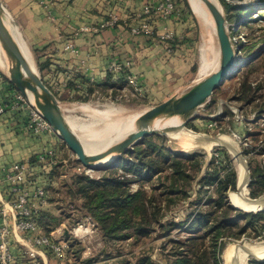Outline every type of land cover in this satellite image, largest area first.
Returning a JSON list of instances; mask_svg holds the SVG:
<instances>
[{"label": "rangeland", "instance_id": "rangeland-1", "mask_svg": "<svg viewBox=\"0 0 264 264\" xmlns=\"http://www.w3.org/2000/svg\"><path fill=\"white\" fill-rule=\"evenodd\" d=\"M177 1L181 3V8L184 9V17H187L188 21L193 27L192 30L194 32V44L190 49L192 56L190 65L192 66L190 67L191 69L188 75L189 83L186 84L187 86L182 91H175L171 93L169 96L172 97L179 96L187 91L200 78L198 77V70L202 61V45L204 43L202 27L194 17L188 0ZM225 1L231 7V9H233L231 13L228 11L226 12V9L220 3L225 19H227L228 16H231L232 18L237 15H239L237 18H240V21L238 22L227 21L228 34L231 38L232 46L236 49V62L238 65L243 62L246 63L240 67L238 73L241 74L239 78L232 80L228 79L223 82V84L213 93L210 100L197 110L196 116L193 117V119L187 124L186 129L194 133L203 134L210 137H215L218 134L227 135L234 141V145L240 153V158L245 163V167L250 179L247 187V197L249 200H255L264 195V189H261V187L258 184H255L253 180L254 172L259 167H264V5L260 4L262 0ZM219 2L221 1L219 0ZM236 8H239L240 11L237 12L235 10ZM247 19H251L249 21L250 26L248 27L246 26ZM11 20L14 24L16 32H18L15 22L12 18ZM18 40L23 47L25 46L24 48L29 53L30 57H32L31 60L33 59L32 62L34 70L39 76L42 77L43 74H41L37 67L33 49L26 47L20 38ZM208 41H210L213 45V58H216L217 56L219 58V45L216 34L214 33L213 35H210ZM246 47L250 48L249 50L251 54H249L247 49H243ZM255 53H258L260 56L258 60L247 62V59ZM4 64L5 67L2 68L3 71L7 73L6 63ZM246 76L248 77V83L251 86L252 94L250 93L249 96L245 97L242 94V88L239 82H241L243 77ZM131 91L129 89H124V91L121 92L122 95H118L115 99H111L110 97H105L99 94L96 95L98 96L97 98L91 99L88 102H69L63 100L61 102L59 101V105H67L70 108H75V110L71 111L70 113L62 112L65 117L70 116V118L76 119L80 125L84 124L86 125L85 127L98 129L102 123H97V118H91L93 116L88 115L87 112L78 108L79 106L82 104H89L92 108L97 110L105 109L107 106H113L120 107L128 113L133 112L141 114L145 110L160 104L163 100L169 97L166 96L159 99H152L145 94L144 89L143 93L140 95H134ZM129 93L131 94L128 96ZM109 119L115 121L118 118L111 117ZM90 122L92 126L89 124ZM75 133L78 137H80V135L86 134V131L81 132L80 129L75 130ZM41 135L34 136L38 137ZM51 137L55 138L58 143H60L59 145H61V147L59 149V153L57 150L42 152L33 158V162L26 161L17 163H27L29 166V171L25 174V180L21 182L20 187L29 195H33L36 189H44L47 194V200L40 209L45 213H50L51 216L61 219L62 221V223H60V225H58V227L52 231L54 232L57 230L58 232L56 231L52 235L55 236L56 239L62 236L64 241H66L68 244L69 252L67 255V260L63 261V263L88 264L87 260H91L94 261L93 264H122L123 261L136 264V259L138 257L148 256L152 261H154L155 264H165L163 257H165L166 254L164 250L166 238L164 239L163 236L152 234L150 238L144 241L140 240L136 243L130 239L119 242L112 241L106 244L103 241L101 234L98 232L96 223L90 218L78 220V215L80 216V214L73 210L66 202L70 199V195L67 193L66 184L70 181L69 179L72 175L80 174L88 176L91 179L97 178L103 174L102 172H105V169L111 167V165H117V163H120L122 157L125 154L121 155L117 162L111 165L104 166L103 168L99 169H86L79 164V162L76 160V157L56 135ZM148 138H150L149 141L155 146V148L159 149L162 147L160 149L164 152L169 151L170 155L198 156L199 159L204 161L202 173L211 160L214 161V165L216 166L217 171L219 172L218 174L221 177L225 175L226 169L228 171V168L231 167L236 174L237 180L236 163L232 157L231 150L225 146H214L209 152L200 148L186 151L185 149H181L179 144L169 136H151ZM124 173L125 171L122 168L119 169V174L122 175ZM5 174L6 172H3V177ZM125 177L132 178L133 176L131 173L128 174L127 172ZM156 183V179L152 180L151 182L133 181L129 185L130 192H136L140 186H142V189L149 192L150 187ZM5 186L8 197L10 196L9 186L6 183ZM192 187L196 188V184L194 183ZM204 189H208V187H205ZM209 191L211 192L210 196L214 200L216 197L213 192V188L210 187ZM233 191H228L226 193V197L230 205V196L232 195ZM253 194L255 196H252ZM205 196H202V200L199 203V206L201 205L200 207H205L203 205ZM191 198L194 199V193L192 194ZM49 199H51L54 203H48ZM34 200L35 199L33 197V201ZM7 201H9V199H7ZM33 201L31 202L33 203ZM75 204L79 206L81 202L75 201ZM189 211L188 204L186 202H181L180 204L171 208L167 219H173V221L176 222L180 221L189 213ZM78 225L88 228L90 233L86 234L82 238L73 235L70 231ZM262 225V227H264V221ZM66 231H68V234H65ZM176 234L182 236L186 235V233L181 232V229L179 228L173 229L171 236ZM69 242L73 243V250L72 247H70ZM258 242H264V228L261 231L259 230L255 235L254 233H251L250 235L242 236L239 239L224 238V248L218 256L217 264H223L222 254L227 245L243 243L253 244ZM20 250L21 252L16 254L18 263L44 264L42 259L37 255L35 258H29L32 256L27 254L25 255L22 253V249ZM77 250H80V252L78 251V254L75 252ZM77 256L78 259H76ZM46 257L48 259V264H61V259H58L53 255H47ZM43 259L46 260L45 258ZM69 261L70 263H68ZM247 264H264V260L261 262L257 259L251 258Z\"/></svg>", "mask_w": 264, "mask_h": 264}, {"label": "crops", "instance_id": "crops-1", "mask_svg": "<svg viewBox=\"0 0 264 264\" xmlns=\"http://www.w3.org/2000/svg\"><path fill=\"white\" fill-rule=\"evenodd\" d=\"M1 1L17 26L20 40L33 49L37 67L43 68L40 77L58 102L56 93L69 98L75 95L74 88L103 87L112 65L124 68L152 99L182 91L189 83L193 27L177 12L168 18L144 12L146 6L160 0ZM175 2L181 8V3ZM143 24L149 31L135 33ZM67 44L73 50L66 49ZM112 74L111 81L120 79L119 72ZM129 88L125 85L121 92ZM16 92L0 66V212L7 203L5 169L31 161L42 152L59 153L61 147L49 135L37 137L29 132L27 110L7 107ZM19 246L14 245L15 254L21 252ZM45 259L44 264H48Z\"/></svg>", "mask_w": 264, "mask_h": 264}, {"label": "trees", "instance_id": "trees-1", "mask_svg": "<svg viewBox=\"0 0 264 264\" xmlns=\"http://www.w3.org/2000/svg\"><path fill=\"white\" fill-rule=\"evenodd\" d=\"M220 1L226 12L231 13L233 9L226 1ZM260 4L264 5V1L262 0ZM235 10L240 11L239 8ZM179 11L180 16L184 14V9L179 8ZM238 16L232 18L228 16L226 21L238 22L240 21ZM250 20H246L247 27L250 26ZM243 49H247L251 54L250 48ZM259 57L253 61H257ZM38 69L41 71L43 68ZM240 74L237 73L229 79H238ZM119 76L118 81H111L113 74L109 72L103 87L91 84L85 91L74 88L75 95L72 97L63 98L57 93L56 96L60 101L69 102H88L97 98L96 95L99 94L115 99L122 95L121 89L125 85L127 87V77L130 75L124 68H120ZM239 84L245 97L252 94L247 76L243 77ZM68 86L73 88L72 85ZM107 88H110L111 92L108 93ZM149 140L150 138H147L127 151L120 163L105 169L101 176L91 179L75 174L66 184L67 193L70 195L69 201L66 202L80 214L78 220L90 218L96 223L98 232L106 244L130 239L136 243L150 238L152 234H158L166 238L164 246L166 254L163 257L165 264H217L218 256L224 248V238L239 239L251 233L255 235L264 228L262 227L264 212L245 213L230 206L226 193L235 190L237 182L236 174L231 167L228 171L226 169L225 175L221 177L214 161L211 160L202 173L204 161L198 156L170 155L169 151H162L160 149L162 147L155 148ZM121 168L125 171L122 175L119 174ZM127 172L133 177H125ZM154 179L157 183L150 187L149 192L142 189V186L136 192H130L129 185L133 181L151 182ZM253 180L264 189V167H259L254 172ZM194 183L196 188L192 187ZM205 187L208 189H204ZM210 187L213 188L216 197L214 200L210 196ZM193 193L194 199L191 198ZM202 196H205L203 204L205 207L199 206ZM9 198L10 196L7 197ZM75 201H80L81 204L77 206ZM49 202L54 203L51 199ZM181 202L188 204L189 213L180 221L168 220L171 208ZM37 222L45 234L51 233L62 223L61 219L42 210ZM176 228L181 229L186 235L171 236L173 229ZM69 244L73 250V243ZM78 251L80 252V250L75 252L78 254ZM93 262L87 260L88 264ZM122 264L132 263L123 261ZM136 264L155 263L150 257L143 256L136 259Z\"/></svg>", "mask_w": 264, "mask_h": 264}, {"label": "water", "instance_id": "water-1", "mask_svg": "<svg viewBox=\"0 0 264 264\" xmlns=\"http://www.w3.org/2000/svg\"><path fill=\"white\" fill-rule=\"evenodd\" d=\"M200 1L214 23V32L218 40L220 55L217 68L206 76L200 77L193 86L181 95L168 98L142 112L136 119V129L134 131L100 151L86 153L84 150L82 141L76 135L75 130L70 127L63 113L60 112L58 100L46 87L36 71L32 69L24 56L14 24L0 0V45L5 57L8 79L20 94L32 102L34 108L40 112L42 118L76 157L81 166L86 169H99L116 163L121 155L132 150L148 137L168 136L170 133L186 129L187 124L196 116L197 110L210 100L213 93L223 82L236 75L240 67L246 63L243 62L238 65L236 62V49L232 46L228 34V24L222 8L218 9L210 0ZM258 56V53L251 55L247 62L255 60ZM171 118H178L179 124L162 128L154 127L157 120L164 122ZM111 156L112 160L107 165H100L102 160ZM249 181L248 176V183ZM233 193L238 194L237 187ZM261 199L264 201V195L261 196ZM255 200H249L245 204L248 210L236 207L232 203L230 206L245 213L264 212V207L251 209ZM65 234H68V231Z\"/></svg>", "mask_w": 264, "mask_h": 264}, {"label": "bare ground", "instance_id": "bare-ground-1", "mask_svg": "<svg viewBox=\"0 0 264 264\" xmlns=\"http://www.w3.org/2000/svg\"><path fill=\"white\" fill-rule=\"evenodd\" d=\"M210 1L214 5H216L218 9L222 8L219 0ZM188 2L191 11L194 14V17L203 30L204 43L202 45V61L198 70V77H203L214 71L219 63L218 56L216 58H213V45L210 41H208L210 35H213L215 33L214 23L200 0H188ZM18 36L19 35L17 33V37ZM20 48L22 49V52L24 53L27 61L30 63V66L32 67V69H34L32 62L33 59L31 60L32 57H30L29 53L21 45V43ZM4 63L5 57L0 45V66L5 67ZM78 108L87 112L88 115L93 116L91 118H97V123H102V125H100L98 129L88 128L85 127L86 125L84 124L80 125V123H78L76 119L70 118V116H66V121L68 122L70 127H72L74 130L81 129V132L86 131V134H82L79 137L84 145V150L86 151V153H94L100 151L107 146L119 141L127 134L131 133L135 129V122L137 117L142 114L133 112L128 113L120 107L113 106H107L105 109L97 110L92 108L89 104H82ZM59 110L63 113H70L71 111L75 110V108H70L67 105H60ZM111 117H115L118 119L114 121L109 119ZM179 122L180 121L178 118H171L164 122H162L161 120H157L154 123V127L162 128L174 126L178 125ZM89 124L92 126L91 122ZM168 136L171 137L176 143H178L181 149H185L186 151L200 148L209 152L212 147L217 145L225 146L226 148L230 149L232 157L236 163L238 190L237 195L235 193H232V195L230 196V201L234 206L242 208L244 210H248V208L245 206V204L249 201L247 197L248 172L245 167L244 161L240 158V153L234 145V141L230 137L222 134H218L215 137H210L207 135L194 133L187 129H182L180 131L170 133ZM111 160L112 156L107 157L102 160L100 165H107V163H109ZM253 204L254 206L251 207V209H259L264 207V201H262L261 197L256 199ZM70 232L73 235L82 238L86 234H89L90 230L82 225H78L75 226ZM251 258L257 259L259 261L264 260V242H258L256 244H230L226 246L222 254L223 264H247Z\"/></svg>", "mask_w": 264, "mask_h": 264}, {"label": "built area", "instance_id": "built-area-1", "mask_svg": "<svg viewBox=\"0 0 264 264\" xmlns=\"http://www.w3.org/2000/svg\"><path fill=\"white\" fill-rule=\"evenodd\" d=\"M144 12L146 14H151L153 12V15H158L162 18H168L176 12L180 13L175 0H160L156 5L146 6ZM139 31L148 32V26L143 24L134 32L138 33ZM66 49L73 50V47L67 44ZM108 71L111 73H118L120 71V66L112 65L108 68ZM128 84L134 95H140L142 93V87L134 77H128ZM7 107L11 109H25L28 111V128L32 134L55 136V133L42 118L40 112L34 108L32 102L24 95L16 92L13 99L7 104ZM2 111L3 109L0 108V112ZM28 171L29 166L27 163H14L4 171L6 172V178L4 176L3 181L9 186L10 198L9 201L3 205L0 212L3 220L0 222V264H20L13 251L15 244L20 245L19 249H22L23 254L32 256L29 258H35L37 255L44 262L43 258L47 255H53L61 259L60 263L64 264L63 261L67 260L69 252L67 242L64 241L62 236V239L61 237L56 239L55 236L52 235L57 230L51 232V234H45L37 222V217L41 211L40 208L47 200L45 190L41 188L36 189L33 195H29L20 187ZM33 197L35 199L34 201ZM31 201H33V203Z\"/></svg>", "mask_w": 264, "mask_h": 264}]
</instances>
